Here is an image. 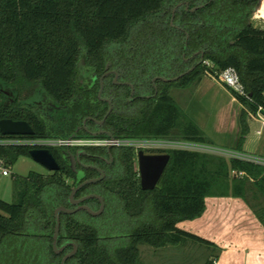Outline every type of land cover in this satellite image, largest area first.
Masks as SVG:
<instances>
[{
  "label": "trees",
  "instance_id": "1",
  "mask_svg": "<svg viewBox=\"0 0 264 264\" xmlns=\"http://www.w3.org/2000/svg\"><path fill=\"white\" fill-rule=\"evenodd\" d=\"M260 1L0 0V119L26 120L34 134L24 137L67 138L79 115L105 107L95 89L91 95L80 88L82 66L100 73L106 58L118 57L126 60L128 72L165 77L194 66L178 80L159 81L157 95L142 99L135 112L114 110L105 123L115 138H176L213 145L171 94L196 83L209 61L213 72L233 67L243 86L245 94L230 90L244 107L234 148L240 152L247 113H264V28L251 21ZM194 6L199 7L191 11ZM9 93L15 97L8 98ZM33 93L54 105L52 117H43L37 105L20 102ZM125 98L119 96L115 105L128 104ZM9 136L0 132V138ZM33 147L0 145V159L12 166L19 157H29ZM49 148L59 170L16 177L15 199H0V264H37L39 259L60 264L71 248L53 250L54 210L71 207L68 198L76 175L60 148ZM164 151L169 159L152 189L140 187L134 148L125 146L115 152L122 174L77 192L82 196L100 188L93 191L105 199V208L97 216L85 210L60 214L58 244L70 239L78 243L66 264H141V244L160 248L190 242L217 249L212 241L177 226L201 216L211 196L241 198L264 227L263 164L192 149ZM84 203L98 208L95 198ZM109 212L122 217L121 227L102 237L97 220ZM216 256L204 264H214Z\"/></svg>",
  "mask_w": 264,
  "mask_h": 264
},
{
  "label": "crops",
  "instance_id": "2",
  "mask_svg": "<svg viewBox=\"0 0 264 264\" xmlns=\"http://www.w3.org/2000/svg\"><path fill=\"white\" fill-rule=\"evenodd\" d=\"M251 21L255 26L264 28V0L260 1L253 12ZM175 89H177L178 102L175 101L199 126L205 136L213 144L233 150L242 132L241 113L244 107L230 89L206 74L189 87ZM246 124L248 131L239 153L264 156V113L248 112ZM205 201V211L191 222H205L212 227L211 230L200 227L185 229L181 226V222L177 226L211 240L221 248L214 264H264V227L250 207L241 198L232 196H211ZM228 208L231 209L230 212L234 211L232 216H234L235 226L231 225L230 230L226 229L225 232V229L221 227L222 220L232 223L231 217L228 216L229 212H224ZM210 209L215 215L208 214ZM237 211L245 213L244 218L237 217ZM226 215L229 221L226 220ZM239 226L244 227L239 228Z\"/></svg>",
  "mask_w": 264,
  "mask_h": 264
},
{
  "label": "flooded vegetation",
  "instance_id": "3",
  "mask_svg": "<svg viewBox=\"0 0 264 264\" xmlns=\"http://www.w3.org/2000/svg\"><path fill=\"white\" fill-rule=\"evenodd\" d=\"M179 5L180 4H178L172 9V14H174L176 8ZM194 7L198 8L199 6H194ZM185 8L188 9V3H186ZM170 23L172 24V19L170 20ZM125 64H126V60L123 58L108 57L106 58L104 67L102 68V71L100 73L94 70H90V68L88 67L82 66L83 67L82 72H80L79 74L80 88L82 89L83 92L85 93L88 92L89 94H91L92 90L95 89V92H96L95 95H96L97 100L100 102H103L105 104V107L104 106L99 107V109L93 112L92 114L89 113V114H85L84 116L79 115L78 118L80 119V121L78 124L75 125L74 131L68 137L90 138V139H99V140L106 139V138H115L106 126L105 122H106L107 117L114 110H119L120 112H133V111L135 112L136 110L140 108L142 99H147L149 97H153L157 95L160 89L159 81L169 82V81H166L165 79L173 78V77H165V76L158 75V74L151 75V74L142 73V72L141 73L128 72L129 70L127 69V66ZM189 69H187L183 73H180L179 74L180 77L184 75L185 73H188L189 71L192 70V69L191 70ZM119 96L121 97L125 96L126 97L125 101L128 104H124L122 106H116L115 103H117V100H119ZM40 100L41 102L36 101V103L38 104L36 109L39 113H41L43 117L49 119L50 115L45 114V112L40 109V106L45 105L47 107L48 105H51V107H53L54 105L45 96H42ZM49 102L51 104H49ZM115 107H118V109H116ZM85 108H88V107L85 106ZM100 110H103V113L101 115H99ZM131 139H136V138H131ZM125 146L134 148L135 168L138 172L140 187L143 189L142 184H141V174H140L139 161H138V151L142 149L144 155H157V154H167V153L164 150H161V151L146 150L141 147L137 148L134 145L115 146V145H109L105 143L89 145L87 146L88 148L86 146L84 147H59L62 156L68 160L69 166L71 167V169L76 175V185L73 188H75L80 183L86 180L101 177L102 172H103V177L91 183L100 184V182H103L107 178L122 174L123 168L120 162L116 159L115 152H117L119 148H122ZM71 157L74 159L73 168L71 166ZM77 171L82 172V178L80 179V181L77 180ZM91 183L83 184L76 191L74 195V199H80L81 197L85 196V195L77 196V192L83 186L91 184ZM146 183L147 182L145 181V184ZM99 189L100 188H97V187L95 189L92 188V192H90L89 194L94 193L93 190H99ZM145 190H148V189H145ZM95 194H98V193H95ZM87 200L89 199L81 201L78 204L88 205L84 203ZM96 200L98 201V208L95 210H98L100 207V201L98 199ZM103 200H104V208H105V199L103 198ZM68 201H69V198H68ZM75 206L76 205L72 204L70 208L75 207ZM68 247H71V248L67 252L71 251L72 246L68 245L61 252H64L65 249H67ZM67 252H65L64 254H66Z\"/></svg>",
  "mask_w": 264,
  "mask_h": 264
},
{
  "label": "rangeland",
  "instance_id": "4",
  "mask_svg": "<svg viewBox=\"0 0 264 264\" xmlns=\"http://www.w3.org/2000/svg\"><path fill=\"white\" fill-rule=\"evenodd\" d=\"M4 90L11 92V88L9 86H7L6 88L4 85ZM176 92H177V89L175 88L172 89V96L178 102L176 98L177 96ZM179 92H180V89H179ZM9 94L10 96H8V98L15 97L13 94L11 93ZM41 96L42 94L39 96V94L37 95V93H33L31 95H24L21 97L20 102L22 104L38 105L36 101L41 102L40 100ZM49 104L51 103L49 102ZM40 109L43 110L45 114L50 115L49 117H52V114L54 113L53 112L54 109L53 107H51V105H48L47 107L45 105H41ZM136 139H139V138H136ZM154 139L157 141L150 143L149 146L147 145L141 148H144L146 150H153V151H161V150H166L169 148H188L192 150L221 154L226 157H231L230 154H234L233 152L234 149L232 150L230 148H225V147L223 148L215 144L213 145L202 144L201 145V144L187 142L184 140H179L176 138H154ZM6 167L10 170V174L8 175H3L0 169V199L8 201V202H11L15 199L14 190H13V180L16 177L26 176L30 171L38 172L41 174L50 173L49 170H47L45 167H43L38 162L34 161L30 156L29 157L21 156L12 166L6 165ZM230 210L231 209L228 208V210L224 212H229L228 216L229 218L231 217L232 223L231 224L226 223L223 220L221 222L222 223L221 227L225 229V232H226V229L227 231L230 230L231 225L235 226L233 224L234 216H232L234 215V211L230 212ZM106 211L107 210H105L104 212ZM208 214L215 215L212 209L208 211ZM236 216L239 218L241 217L244 218L245 213L237 211ZM121 219H122L121 216L113 214L112 212H109V214L104 213L101 216V218L97 220L98 224L101 225V228L104 231L101 233L100 236L102 237L107 236L108 232L106 231H110L113 228L120 229L121 225L118 222H120ZM226 220L229 221L228 217L226 218ZM125 221L127 222V220ZM124 226L127 227L126 225ZM181 226L185 229L186 228L191 229L192 227L194 228L200 227L201 229H206V230L212 229V227L205 222L193 223L191 222V220H186V221L181 222ZM241 227H244V226H239V228ZM213 243L216 245L217 249L208 248V247H205L199 244L190 243V242H186L184 244H178V245H166L160 248H154L147 244H141L139 245V254H140L139 258H140L141 264H204L206 259L209 258L210 255L212 254L217 255L216 258H218V255L220 254L221 248L215 242ZM212 258H214V256ZM36 263L42 264L44 262L42 259H39ZM69 264H73V263L70 262Z\"/></svg>",
  "mask_w": 264,
  "mask_h": 264
},
{
  "label": "water",
  "instance_id": "5",
  "mask_svg": "<svg viewBox=\"0 0 264 264\" xmlns=\"http://www.w3.org/2000/svg\"><path fill=\"white\" fill-rule=\"evenodd\" d=\"M196 8L197 7L191 8V11H194ZM201 53L203 54V50H201ZM191 69H193V67L190 68L189 70ZM179 77L180 75L175 76L170 79L166 78L165 80L175 81V80H178ZM0 132L3 135H33L34 134L33 128L26 120H14L11 118H1L0 119ZM29 155L34 161L41 164L43 167H45L50 172L57 171L60 168V165L58 161L56 160L55 156L53 155L50 148L34 147L30 149ZM168 159H169L168 154L144 155L142 149L138 151V161H139V168H140V174H141V184H142L143 189H151L155 187V185L157 184L163 172L164 167L166 166L168 162ZM73 160L74 159L71 157L72 168H73V163H74ZM102 177H103V172L101 173V177L86 180L71 190L69 194V203L71 205L72 204L76 205L75 207L67 208L65 206L60 205L56 207L54 210L55 224H54L53 243H52L53 250L55 253H59L68 245L72 246L71 251L63 255L60 261V264H66V261L73 255H75L78 249L77 241L72 240V239L65 241L61 245L58 244L59 229H60V214L61 213L73 214L77 212L78 210H86L89 214L94 215V216L101 214L104 209V200L101 195L91 193V194H87L81 197L80 199H74V195L76 191L83 184L95 182L101 179ZM81 178H82V172L77 171V180L80 181ZM145 181L147 182L146 184H145ZM90 198H96L100 201V207L98 210H92L88 205H85V204H78L79 202L84 201L86 199H90Z\"/></svg>",
  "mask_w": 264,
  "mask_h": 264
},
{
  "label": "built area",
  "instance_id": "6",
  "mask_svg": "<svg viewBox=\"0 0 264 264\" xmlns=\"http://www.w3.org/2000/svg\"><path fill=\"white\" fill-rule=\"evenodd\" d=\"M208 69L206 70L205 74L209 75L224 86H226L230 90H234L239 94H245L242 84L239 81L238 74L233 67H228L220 71H211L213 65L211 62L206 61ZM26 135H12L9 137H2L0 138V145H31L34 147H84L94 144L105 143L109 145H134L135 147H144L149 146L150 143L157 141L154 138H139V139H131V138H106V139H90V138H75V137H68V138H30L24 137ZM160 140V139H158ZM185 141V140H184ZM189 142V141H187ZM183 143V142H182ZM195 144L196 143L191 142ZM33 147V148H34ZM188 149V148H184ZM234 154H230L231 157H239L242 159L251 160L256 163H260L264 165V157L260 156H253L249 154H242L239 152L233 151ZM0 169L3 175L10 174V170L6 167V164L2 159H0ZM215 262V261H214Z\"/></svg>",
  "mask_w": 264,
  "mask_h": 264
}]
</instances>
